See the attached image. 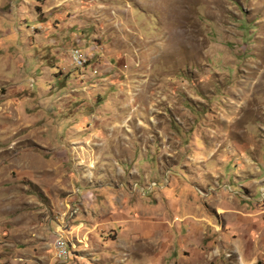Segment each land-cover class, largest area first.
Segmentation results:
<instances>
[{"label": "rangeland", "instance_id": "374dc122", "mask_svg": "<svg viewBox=\"0 0 264 264\" xmlns=\"http://www.w3.org/2000/svg\"><path fill=\"white\" fill-rule=\"evenodd\" d=\"M0 264H264V0H0Z\"/></svg>", "mask_w": 264, "mask_h": 264}, {"label": "built area", "instance_id": "2783aa9c", "mask_svg": "<svg viewBox=\"0 0 264 264\" xmlns=\"http://www.w3.org/2000/svg\"><path fill=\"white\" fill-rule=\"evenodd\" d=\"M72 60L74 66L78 68V67H83L85 65L87 61V57L85 53H83L81 50L74 49L72 51ZM68 248L69 246L67 244L66 239L63 236L58 235L55 240V250H56L55 258L65 260V258L69 256Z\"/></svg>", "mask_w": 264, "mask_h": 264}]
</instances>
